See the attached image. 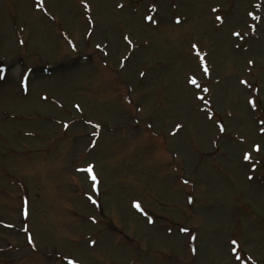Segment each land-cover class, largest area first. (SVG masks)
<instances>
[{
  "label": "rangeland",
  "instance_id": "obj_1",
  "mask_svg": "<svg viewBox=\"0 0 264 264\" xmlns=\"http://www.w3.org/2000/svg\"><path fill=\"white\" fill-rule=\"evenodd\" d=\"M0 69V264H264V0H0Z\"/></svg>",
  "mask_w": 264,
  "mask_h": 264
},
{
  "label": "snow or ice",
  "instance_id": "obj_2",
  "mask_svg": "<svg viewBox=\"0 0 264 264\" xmlns=\"http://www.w3.org/2000/svg\"><path fill=\"white\" fill-rule=\"evenodd\" d=\"M38 4H39L40 6H42V0H38ZM120 7H123V5H120ZM84 8H85V10H89V6H88L86 3L84 4ZM213 11H217V10H216V9H213ZM146 19H148L149 21L155 22V21L153 20V17H151V16L146 17ZM216 19H217V20H221V17H220V16H217ZM253 19H256V17H253ZM176 22H177V23H180L179 20H177ZM234 35L239 36L240 33H234ZM124 39L127 40L129 44H131V40H129V38H128L127 36H125ZM196 47H197L196 45H193V48H194V49H195ZM197 56L199 57V60H200L201 66H202V68H203V72H204V74H205V75L209 74V68H208L207 64L205 63L204 56L201 55V54L199 53V51H197ZM2 71H3V70L0 69V72H2ZM0 79H3V76H2V75H0ZM188 82H189L191 85H193L195 88H201V85L199 84V82L197 81V79H196L195 76H192V77L189 79ZM21 83H22V86L24 87V90L27 91V77H23ZM242 83H243V82H242ZM203 91L207 92L208 89H207V88H204ZM197 99H199V100H203V101H205V103H207V101L205 100V97H203V96H199V97H197ZM77 108L79 109V106H78V105H77ZM65 127H67V125H65ZM224 130H225V129H224L223 127H221L220 131H224ZM256 151H257V152L259 151V147L256 148ZM244 160H250V156L246 154V155L244 156ZM87 171H88L89 173H91V172H92V168H91V167L88 168ZM91 179L95 182V181H96V176H95V175H92V176H91ZM89 199H91V197H89ZM26 203H27V202H25V204H26ZM93 203H95V201H93ZM133 206H134L137 210L143 211V210L141 209V206H140L139 203H135ZM24 216H25V218H27V216H28V212H27V208H26V207H25V209H24ZM149 222H151V221H149ZM235 243H236V242L233 241V244H235ZM236 258L239 259V257H236ZM68 264H74V261L69 260Z\"/></svg>",
  "mask_w": 264,
  "mask_h": 264
}]
</instances>
